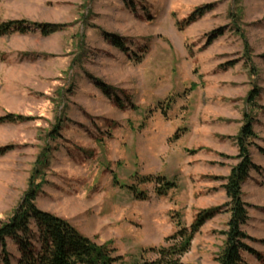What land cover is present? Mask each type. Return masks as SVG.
<instances>
[{
    "label": "rangeland",
    "instance_id": "374dc122",
    "mask_svg": "<svg viewBox=\"0 0 264 264\" xmlns=\"http://www.w3.org/2000/svg\"><path fill=\"white\" fill-rule=\"evenodd\" d=\"M9 21L65 26L0 37V117L28 119L0 125V226L38 187L40 210L127 262L152 261L178 222L212 211L182 263L218 264L231 217L224 185L247 117L261 171L242 185V229L257 253L242 256L264 264V0H0V24ZM142 177L177 188L159 196Z\"/></svg>",
    "mask_w": 264,
    "mask_h": 264
},
{
    "label": "trees",
    "instance_id": "16d2710c",
    "mask_svg": "<svg viewBox=\"0 0 264 264\" xmlns=\"http://www.w3.org/2000/svg\"><path fill=\"white\" fill-rule=\"evenodd\" d=\"M129 4L130 0H123ZM209 7L196 9L189 17L187 24H191L202 18ZM65 25L49 23H27L26 21H9L0 24V37L17 32L20 34L31 33L32 28L37 29L43 36H49L64 28ZM213 32L209 45L220 35ZM114 45L124 49L123 43L116 36L106 35ZM99 88L108 96H111L108 87L102 83ZM251 95L250 104L256 99ZM171 102L168 100L167 103ZM163 107H161L162 109ZM168 109V107H167ZM166 114V109L163 111ZM28 120L23 116L8 114L0 117V125L6 123H20ZM57 134L59 131H55ZM256 137L253 129V121L247 119L241 134L237 137L239 148V164L231 170L226 178L224 189L229 200L231 217L228 222V230L224 233L225 245L218 258V264H246L242 253L256 255L248 242L250 237L242 227L249 219L247 204L242 198V185L248 179L251 171H261L252 160L250 147ZM262 154L264 149L260 148ZM7 149H0V156ZM140 183H155L159 196H165L169 191L177 188V183L169 181L165 177H142L137 178ZM33 185V181L31 180ZM30 188L25 194L23 203L15 211L14 216L8 223L0 226V263L1 264H183L182 258L190 251L192 241L199 233L204 223L213 217L212 211H207L198 216L189 227H184L178 222V230L169 238L172 241L169 247L159 249L151 248L149 252L157 256L156 260H142L127 262L123 257L115 256V250L109 245H99L90 238L84 236L77 228L68 221L51 213L40 210L35 202L37 188ZM139 200L147 199V194L137 186L127 187ZM7 239H11L18 248L19 257H15L8 249Z\"/></svg>",
    "mask_w": 264,
    "mask_h": 264
}]
</instances>
